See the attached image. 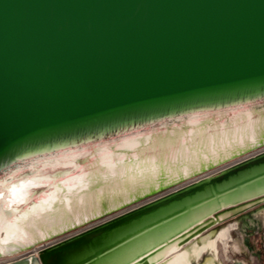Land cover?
I'll use <instances>...</instances> for the list:
<instances>
[{
  "label": "bare ground",
  "instance_id": "obj_1",
  "mask_svg": "<svg viewBox=\"0 0 264 264\" xmlns=\"http://www.w3.org/2000/svg\"><path fill=\"white\" fill-rule=\"evenodd\" d=\"M261 143L264 85L137 112L24 146L6 158L23 151L32 156L0 180V256L31 247ZM28 166L30 170L11 181L12 174ZM44 186L55 191L19 211L34 189ZM262 201L264 160L250 161L243 168L224 170L219 180L203 178L152 207L138 209L140 205L121 219L107 220L105 228L87 239L47 254L46 264H193L206 251L212 255L199 264H215L218 241L227 248L234 225L215 234L203 235L205 230ZM6 218L11 219L5 223ZM33 255L16 259L42 264L38 258L32 260Z\"/></svg>",
  "mask_w": 264,
  "mask_h": 264
},
{
  "label": "water",
  "instance_id": "obj_2",
  "mask_svg": "<svg viewBox=\"0 0 264 264\" xmlns=\"http://www.w3.org/2000/svg\"><path fill=\"white\" fill-rule=\"evenodd\" d=\"M263 85L264 0H0V161L137 112ZM106 225L32 260L46 264Z\"/></svg>",
  "mask_w": 264,
  "mask_h": 264
},
{
  "label": "rangeland",
  "instance_id": "obj_3",
  "mask_svg": "<svg viewBox=\"0 0 264 264\" xmlns=\"http://www.w3.org/2000/svg\"><path fill=\"white\" fill-rule=\"evenodd\" d=\"M261 152H264V143L259 144L257 147L247 152L239 154L219 164L213 165L210 168H206L205 170L199 171L198 173L193 174L187 178L174 182L164 187L163 189L161 188L153 193L147 194L139 199H136L124 206H121L101 216H98L81 225L72 227L62 233H59L46 240L38 242L37 244L31 247L25 248L24 250L18 251L11 255L0 256V263L19 258L20 256L25 255L27 253L39 256L42 250L46 247L59 244L60 242L77 233L83 232L91 227L103 223L132 208L149 203L157 198L163 197L169 193L182 189L189 184L196 183L197 181L203 178L215 177L221 174L227 168L239 164L247 158H250ZM31 156L32 155H28L27 152L23 151L20 154H16L12 157L6 158L3 163L0 164V180L2 181L3 177L7 176L8 170L11 167L28 161ZM30 169L31 167L28 166L21 172L12 174L11 181L16 178H19L22 173ZM34 191L35 193H32L31 196L26 200V202L18 206L19 211L25 210L26 208L30 207L32 203L40 200L44 196H50L52 192L55 191V189L53 188V186H44L35 188ZM262 207H264V201L258 202L247 209L241 210L233 215H230L229 217L223 219L220 223H216L205 230L203 235H208L209 232H213V234H215L217 231H220L222 228L228 225H234L230 229L231 237L228 239L227 248H225L224 243L222 241H218L217 256L214 260L215 264H264V211ZM10 219L11 218H6L5 223L8 222ZM234 244H237L238 247H234ZM211 255V251H206L201 257H199V259L194 260L193 264H199L200 262L202 263L207 257H210Z\"/></svg>",
  "mask_w": 264,
  "mask_h": 264
}]
</instances>
